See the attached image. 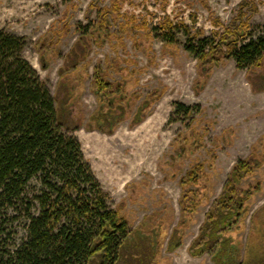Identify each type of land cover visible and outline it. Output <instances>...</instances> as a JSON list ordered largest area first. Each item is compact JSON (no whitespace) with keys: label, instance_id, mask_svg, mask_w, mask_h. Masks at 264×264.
<instances>
[{"label":"rangeland","instance_id":"obj_1","mask_svg":"<svg viewBox=\"0 0 264 264\" xmlns=\"http://www.w3.org/2000/svg\"><path fill=\"white\" fill-rule=\"evenodd\" d=\"M243 1L0 0V30L26 38L24 56L52 95H57L64 58L81 38L89 48L90 67L84 60L69 74L75 94L67 110L84 125L71 135L81 143L111 206L129 221L132 264H214L212 253L194 258L189 247L233 166L251 154L260 165L243 186L259 189L248 215L226 237L232 239L237 264H264V141L258 142L264 136V91L255 92L247 78L264 86L258 78L264 75V59L261 68L250 71L228 60L204 82L197 59L186 50L185 33L177 31L175 45L165 44L160 35L167 17L192 34L224 32ZM248 1L260 10L251 21L254 35H264V0ZM216 18L222 27L214 25ZM99 64L111 84L108 90L121 91L114 94L113 107V96L103 99L93 85ZM179 105L192 110L179 111ZM142 107L143 120L133 126ZM98 111L117 116L102 124L114 129L118 123L113 133L87 130L95 126L91 116ZM198 163L205 167L206 197L182 227V246L170 251L171 236L184 220L180 180Z\"/></svg>","mask_w":264,"mask_h":264},{"label":"trees","instance_id":"obj_2","mask_svg":"<svg viewBox=\"0 0 264 264\" xmlns=\"http://www.w3.org/2000/svg\"><path fill=\"white\" fill-rule=\"evenodd\" d=\"M259 11L255 1L244 0L230 26H223L219 18L214 20L224 32L215 31L212 36H206L203 30L192 34L188 26H174L167 17L160 24L161 40L175 45L177 31L184 32L189 43L186 50L197 59L204 82L231 59L239 70L261 68L264 35H254L251 23ZM82 40L64 58L54 96L24 56L26 38L0 30V264H132L134 248L129 241L133 231L129 221L111 206L110 196L86 161L81 143L71 135L84 126L82 121L75 123L67 110L75 94L69 74L79 70L84 60V67L91 65L87 61L89 48ZM42 59L43 67H48L45 57ZM103 73L100 64L95 66L93 85L103 99L113 96V107L114 94L121 91H109L111 84ZM247 78L255 92L264 91L251 75ZM258 78L264 81V75ZM179 108L192 110L184 105ZM144 110L140 108L133 126L142 122ZM116 117L113 112H95L91 116L95 126L90 124L87 130L111 134L118 123L109 130L108 124H102ZM262 141L264 136L258 142ZM259 163L251 154L233 166L189 247L192 257L212 253L214 264H237L232 239L226 232L249 213L248 205L259 187L245 188L243 184ZM204 170V164L198 163L180 180L184 220L171 236L170 251L182 246V227L206 197Z\"/></svg>","mask_w":264,"mask_h":264}]
</instances>
